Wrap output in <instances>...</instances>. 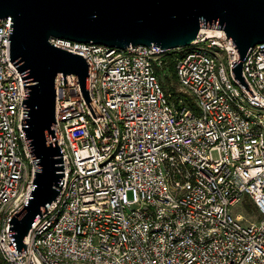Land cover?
Wrapping results in <instances>:
<instances>
[{"label": "built area", "instance_id": "2783aa9c", "mask_svg": "<svg viewBox=\"0 0 264 264\" xmlns=\"http://www.w3.org/2000/svg\"><path fill=\"white\" fill-rule=\"evenodd\" d=\"M10 19L0 18V264H264V42L243 60L251 95L232 73L235 43L211 27L173 50L49 39L86 58L91 100L75 74L68 86L57 76L64 181L18 255L9 221L35 166ZM174 50L176 82L196 109L160 80ZM246 200L259 219L243 223L233 207Z\"/></svg>", "mask_w": 264, "mask_h": 264}, {"label": "water", "instance_id": "95a60500", "mask_svg": "<svg viewBox=\"0 0 264 264\" xmlns=\"http://www.w3.org/2000/svg\"><path fill=\"white\" fill-rule=\"evenodd\" d=\"M10 16V57L23 81L22 129L34 162L33 188L12 216L9 239L26 251L33 223L58 196L64 181L63 153L54 130L55 81L75 74L89 102V64L57 47L51 37L127 48L190 45L202 28H219L235 43V78L254 95L242 74L250 48L264 42V0H0V18Z\"/></svg>", "mask_w": 264, "mask_h": 264}, {"label": "trees", "instance_id": "16d2710c", "mask_svg": "<svg viewBox=\"0 0 264 264\" xmlns=\"http://www.w3.org/2000/svg\"><path fill=\"white\" fill-rule=\"evenodd\" d=\"M174 53H176V51H171L170 54H169V57H170V63H169V69L167 70V73H163L160 71L159 73V77H160V80L162 82V85L165 89V91L168 93L170 92L171 93V100H173L175 103H178L180 99H183L184 101H186L189 106L193 109H196V106L195 104L193 103V101L191 100V98L186 95L185 93H182L180 91H178L176 89V85L173 84V81L176 80V73H175V68H174V62L172 61L171 57H173ZM180 53V52H179ZM246 208L249 210V211H252L254 206L253 204L249 201V200H246Z\"/></svg>", "mask_w": 264, "mask_h": 264}, {"label": "rangeland", "instance_id": "374dc122", "mask_svg": "<svg viewBox=\"0 0 264 264\" xmlns=\"http://www.w3.org/2000/svg\"><path fill=\"white\" fill-rule=\"evenodd\" d=\"M173 84L176 85V89L182 93H185L183 91L180 90L176 80L173 81ZM186 94V93H185ZM188 95V94H186ZM189 96V95H188ZM190 97V96H189ZM246 202V201H245ZM246 203H243V206L241 205H236L233 207V211H237V214L238 215V218L243 222V223H248V222H251V221H254L256 218L259 219V216L257 215V212L255 211V209L253 208L252 211H249L247 208H246Z\"/></svg>", "mask_w": 264, "mask_h": 264}]
</instances>
